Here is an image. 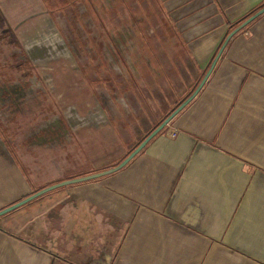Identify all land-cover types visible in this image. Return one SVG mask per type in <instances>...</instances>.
<instances>
[{"label": "crops", "instance_id": "crops-1", "mask_svg": "<svg viewBox=\"0 0 264 264\" xmlns=\"http://www.w3.org/2000/svg\"><path fill=\"white\" fill-rule=\"evenodd\" d=\"M8 1L0 0V91L67 49L62 40L44 46L36 31L29 39L27 18L13 28ZM159 1L202 78L230 26L264 7ZM37 5L53 16L44 0ZM0 264H264V13L229 39L198 94L124 168L1 216Z\"/></svg>", "mask_w": 264, "mask_h": 264}, {"label": "rangeland", "instance_id": "rangeland-1", "mask_svg": "<svg viewBox=\"0 0 264 264\" xmlns=\"http://www.w3.org/2000/svg\"><path fill=\"white\" fill-rule=\"evenodd\" d=\"M44 2L52 17L40 14L39 0H9L5 13L13 28L27 18L29 39L36 31L44 46L62 40L68 50L26 66L19 85L0 91V209L117 165L202 78L159 0Z\"/></svg>", "mask_w": 264, "mask_h": 264}, {"label": "water", "instance_id": "water-1", "mask_svg": "<svg viewBox=\"0 0 264 264\" xmlns=\"http://www.w3.org/2000/svg\"><path fill=\"white\" fill-rule=\"evenodd\" d=\"M262 13H264V7L262 9H260L259 11H257L256 13H254L252 16L248 17L246 20H244L243 22H241L236 28H234L225 38L224 42L222 43L221 47L218 50V53L216 54L215 58L213 59L209 69L205 72L203 78L201 79V81L199 82V84L197 85V87L193 90V92L190 94V96L188 98H186L172 113H170L164 120H162L139 144L138 146H136V148H134V150L126 157L124 158L119 164H117L116 166H113L109 169L100 171V172H96V173H92L89 175H85V176H81V177H75L72 179H67V180H63L60 182H57L55 184H51L47 187H44L30 195H28L27 197L19 200L16 203H13L3 209L0 210V217L3 215H6L34 200H36L37 198L51 192L54 190H57L59 188H63V187H67L70 185H75V184H80V183H85L88 181H92V180H96L99 178H103L105 176H109L112 175L116 172H118L119 170H121L122 168H124L137 154L140 153L141 150H143L146 145L165 127L168 125V123L198 94V92L201 90V88L203 87V85L205 84V82L207 81L216 61L218 60L221 52L223 51V49L225 48L227 42L229 41V39L235 35L236 33H238L239 31H241L243 28H245L248 24H250L254 19H256L259 15H261Z\"/></svg>", "mask_w": 264, "mask_h": 264}, {"label": "trees", "instance_id": "trees-1", "mask_svg": "<svg viewBox=\"0 0 264 264\" xmlns=\"http://www.w3.org/2000/svg\"><path fill=\"white\" fill-rule=\"evenodd\" d=\"M246 19H247V18L241 20V22H243V21L246 20ZM241 22H238L237 24H233V25H231L230 27H231V28H236ZM75 59H76L77 62L79 63V66L81 67V69L84 70V68H85L84 65H85V64L83 63V65H82V62H81V60H80L79 58H75ZM86 74H87V73L85 72V75H86ZM89 83L93 84V86H95V87H96V85H97V82H96V84H94V82L89 81ZM194 89H195V88H194ZM191 92H192V91H191ZM96 94H97V95H95V97L97 96V98L100 99V92L97 91ZM190 94H191V93H189L188 96H187L186 98H188V97L190 96ZM184 100H185V99H184ZM184 100H183V101H184ZM183 101H182V102H183ZM182 102H181V103H182ZM181 103H180V104H181ZM180 104H178V106H179ZM178 106H177V107H178ZM177 107H176V108H177ZM176 108H174L170 113H172ZM170 113H169V114H170ZM169 114H168V115H169ZM168 115H167V116H168ZM167 116H166V117H167ZM166 117H165V118H166ZM165 118H164V119H165ZM164 119H163V120H164ZM161 121H162V120H161ZM161 121H160V122H161ZM160 122H159V123H160ZM170 122H171V121H170ZM170 122L168 123V125L170 124ZM159 123H158V124H159ZM158 124H157V125H158ZM157 125H156V126H157ZM168 125L165 126V127H164V128H163V129H162V130H161V131H160V132H159V133H158V134H157V135H156V136H155V137L149 142V143H151V142H152L156 137H158L160 134L164 133V132L166 131V129L168 128ZM156 126H155V127H156ZM155 127H153V128L150 130V132H151ZM150 132H149V133H150ZM140 140H141V139H140ZM142 140H143V138H142ZM142 140H141V141H142ZM141 141H140V142H141ZM140 142H138V143L136 144V146H138V144H139ZM149 143H148V144H149ZM148 144L146 145V147L148 146ZM136 146L133 147V148H131V150L129 151V153L127 154V156H128L133 150H134V148H136ZM146 147H145V148H146ZM145 148H144V149H145ZM144 149H143V150H144ZM143 150H141L140 153H141ZM127 156H126V157H127ZM126 157H125V158H126ZM118 164H119V163H118ZM115 166H116V165H115ZM99 179H100V178H99ZM96 180H98V179H96ZM61 189H63V188H61Z\"/></svg>", "mask_w": 264, "mask_h": 264}, {"label": "clouds", "instance_id": "clouds-1", "mask_svg": "<svg viewBox=\"0 0 264 264\" xmlns=\"http://www.w3.org/2000/svg\"><path fill=\"white\" fill-rule=\"evenodd\" d=\"M50 42L52 43L53 48H54V43L52 41H50ZM30 49L31 48H29V50ZM118 103H119V106L122 107L123 109H130V105L128 104V102L124 98H120Z\"/></svg>", "mask_w": 264, "mask_h": 264}, {"label": "built area", "instance_id": "built-area-1", "mask_svg": "<svg viewBox=\"0 0 264 264\" xmlns=\"http://www.w3.org/2000/svg\"><path fill=\"white\" fill-rule=\"evenodd\" d=\"M172 137H175V134H173Z\"/></svg>", "mask_w": 264, "mask_h": 264}]
</instances>
